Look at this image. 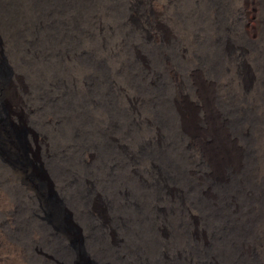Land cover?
<instances>
[{"label": "rangeland", "instance_id": "rangeland-1", "mask_svg": "<svg viewBox=\"0 0 264 264\" xmlns=\"http://www.w3.org/2000/svg\"><path fill=\"white\" fill-rule=\"evenodd\" d=\"M155 1L161 7V10H158L159 8L154 1L150 3L149 7H155L151 12L158 15L157 17L154 14L159 24L157 27L160 28L163 26V29L168 28V32L167 30L165 31L168 33V44H170L166 45L164 48L165 51L161 49V52H164H162L163 54H167L166 57L164 55L166 64L163 63L162 65L155 63V59L149 56V47L147 44L141 43L143 40L138 33H131L132 35L129 33V25H127L126 19L133 18L136 22H142L145 16L143 6L139 4L141 2L131 5V0H0V29L2 28L0 30V84L17 73L20 79H22L20 118L13 116L3 117L2 111L3 109L5 110V106L0 103V201H3L0 202V235L2 237L5 236L9 248L15 244L19 248L23 247L21 250L27 264H90L89 261L81 258L77 249V241L75 240L70 241L67 245L66 251H69V254H67V252L65 253V248L62 250V247H60V242L48 243L37 238L38 233H44L49 236L53 235L54 237L62 231H70L73 233L69 222L66 221L67 218L64 216L63 199L59 196L61 194L65 199H70L71 197L72 185L67 183V178H74L76 182L83 181L84 178L91 181L90 191L94 198L88 204H94L98 208H103L116 235L122 232L120 230V223H117L115 219V214L118 211L119 213L129 215L131 220L133 213H141L144 222L135 220L137 223L135 221H129L125 224L129 227V232L133 233L137 231L139 235L141 234L140 237L143 240H147L150 243L153 242L152 255L147 258V264H183L184 260L182 258L184 257V253L181 256L183 244L181 235L180 237L178 235L179 233L182 234L180 231L181 227H184L186 237L191 232L195 233L192 230L195 227L197 230L199 229L198 233L195 234L199 235V238L205 241H209L211 235L214 236L211 228L213 224L210 223L209 225L207 222L202 223L200 219L195 223L190 219L180 221L178 218L179 215H177L174 217V221L171 220L175 227H171L172 223H170V217L168 216L170 214L168 213L170 206L164 203V197L160 187L153 180L155 177L154 172L149 167V162L157 159L153 147L154 141L151 138L154 130L152 116L151 118L149 116L151 110L156 112L154 113L155 115L159 114L156 110L158 106L152 105L151 102L147 104L149 93L150 95L152 93V97H154V90H150V92L149 87L151 84L156 83L155 85L160 90L157 91L158 93H162L164 96L172 95L176 101L179 100L180 93L187 94L186 97L189 99L194 98L196 95L193 88L198 87V85L190 79L188 70L192 66L194 55L197 54L201 59L206 61L212 59L211 61L214 62V66L217 64L215 67L220 66L216 68L217 73L221 67L227 68L229 72V64L222 57L223 54L218 55L217 51L214 50L212 42L213 35L220 34L224 38L220 44L223 45L220 46L221 51L236 52L238 49L244 50L246 48V58L243 59L244 61L236 63L237 70L239 71L240 69L241 71L239 73H242V76L244 75L243 78L251 80L252 86L257 88L258 66L264 59V0H250L251 3L249 2V4H247V0ZM121 3L122 5H120ZM62 4L65 5V9H61ZM251 6L253 8H250ZM151 8L148 9L151 10ZM214 9H216L219 20L217 21L216 29L211 22V15ZM246 11H251V15L249 14L248 17L250 18L251 24L259 31V35L258 33L251 34L245 29L244 20L246 15L244 13ZM260 26L261 28H259ZM147 30L152 33L153 24ZM171 33L172 35H170ZM177 47L181 48L179 49ZM181 49L183 50L181 51ZM141 61L143 62L141 63ZM170 70L175 72L176 77L170 75ZM153 71L156 78L151 77ZM202 72V77L208 79L204 71ZM228 72L224 73V75L228 76ZM249 73L253 74L250 76ZM179 74L181 75L179 76ZM169 77L170 79H168ZM217 82L219 83L221 80L217 79ZM166 83L168 86H166ZM140 85L141 87H139ZM215 88V95L217 94V97H221L224 92L221 83L220 88L218 86ZM144 90L146 91L143 92ZM136 95L139 98L135 99V101L132 100L131 97ZM176 97L178 98L176 99ZM137 100L141 102L138 101L140 106ZM123 103L127 106H123ZM144 125L145 127H143ZM30 131H33L38 138V148L35 156L32 155V146L29 138ZM89 151L94 152V158L91 160H87L86 158ZM141 163L143 164L140 165ZM127 166L128 168H126ZM206 166H202L201 169L199 168V175L203 174L204 171V173H211ZM15 170L25 173L23 176H14ZM201 176L199 182L203 186L206 182H204L205 179H201L203 177ZM57 180L61 182H57ZM141 181L144 182L145 186ZM23 192L24 194H20ZM13 194L16 195L13 196ZM124 197L126 198L124 199ZM199 197V200L205 206H208V203H210L209 199ZM260 198L256 200L263 203L264 197L262 196ZM26 200L28 201L26 202ZM11 201L13 202L11 203ZM92 201L93 203H91ZM85 205L87 204L85 203ZM11 206L13 207V216L10 218L6 214V209ZM75 207L79 211L78 207ZM147 207H150V210ZM114 208L117 209V212L116 209L114 211ZM34 211L36 212L32 213ZM15 213H19V216H16ZM79 213L81 214L80 211ZM2 214L6 218H3L1 216ZM25 215L27 216L25 217ZM199 216V213L194 214L196 218H199ZM82 217L83 221L75 220L76 223L79 222V225H84L83 229L85 227L87 230L89 229L90 233L88 234L101 243L102 239L99 236H95L96 233L94 231L98 227H95V221L92 216L86 214V216ZM261 221L259 225L261 224L262 227L264 222L263 216ZM180 223L182 224L181 227ZM8 224L11 225L8 226ZM38 226H41L43 231ZM8 227L9 229H7ZM5 228L7 230H4ZM202 231L204 232L203 234H201ZM20 233L22 234V238L19 237L21 236ZM30 236H33L31 238L33 243L30 241ZM23 237H26L24 238L26 241ZM38 240L40 245L37 243ZM137 240L136 237L132 238V240L128 241L131 244H126L131 248L132 244H135ZM21 241L22 245H20ZM192 241V238L189 237L188 242H191L189 245L193 244ZM2 243L0 242V245ZM28 245L31 246L29 247ZM41 245L42 248L40 247ZM107 245L111 249L112 246L110 243L108 244V241ZM123 245H121L120 250L122 251L120 252L127 259L130 251L127 245ZM24 246L26 247L24 248ZM194 246L196 245L190 246V250H187V246L184 249L188 253H191ZM33 247H35V250H33ZM24 249L26 250L24 251ZM36 250L42 254H38ZM50 250L52 251L49 252ZM45 251L48 254H45L47 253ZM103 251L105 256H108L111 261L119 264V261H122L119 260V257L115 256V253L112 255V252L106 251V248ZM190 253L186 257L190 256L187 259L193 261L195 256L194 252ZM62 254H65V256ZM71 255H73V259H71ZM12 257L11 254L3 255L0 251V264H14ZM55 257L56 259H54Z\"/></svg>", "mask_w": 264, "mask_h": 264}, {"label": "bare ground", "instance_id": "bare-ground-1", "mask_svg": "<svg viewBox=\"0 0 264 264\" xmlns=\"http://www.w3.org/2000/svg\"><path fill=\"white\" fill-rule=\"evenodd\" d=\"M153 1L155 2L156 6H158V8H159L158 10H161V7L156 3L155 0H131V5H135V4H138L139 2H141L139 4L143 6V11H145V16L143 17L142 22L141 21L136 22L135 20H133V18L132 19L127 18L126 22H127V25H129V27H128L129 33L130 34L131 33L132 34L138 33L140 35L141 39L143 40L141 43L147 44L149 47V50H150L149 56H151L155 59L154 60L155 63L162 65L163 63L166 64L165 57L167 54L166 55L163 54L164 52L162 51L163 52L162 53L161 49L164 50V48L168 44L169 36H168V33H166V31H165L168 28L163 29L162 28L163 26L160 28L157 27V26H159V24L157 23L158 20H156L158 15L156 13L151 12L152 9L155 8L154 4H153L154 8L149 7L150 3ZM246 2H247V4H249L250 0H247ZM120 5H122V3ZM126 5H124V6H126ZM148 8H151V10ZM246 8H248V7H246ZM250 8H253V7L251 6ZM61 9H65L64 4L61 5ZM206 11H205V13H206ZM157 12H159V11H157ZM159 13H161V12H159ZM162 13H163V11H162ZM154 14L157 15V17ZM216 14H217L216 9H214V11H212V15H211V22H212L215 29L217 27V23H218L217 21H219L218 20V14L217 15ZM244 14L246 15L245 16L246 18L244 20L245 29L251 34L258 33V35H259V31L256 30L257 28H255L251 24L250 18L248 17L249 14L251 15V11L250 12L246 11V13H244ZM252 17H251V19H252ZM161 19H163V18H161ZM161 22H160V24H161ZM152 24H153V31H152L153 34L150 33L149 30H147V28L151 27ZM166 25H167V23H166ZM225 25H226V23H225ZM208 26H210V25H208ZM240 26L242 27V25H240ZM183 27H185V26H183ZM259 28H261V26ZM132 30H133V32H132ZM194 30H195V28H194ZM167 32H168V30H167ZM241 33H243V32H241ZM235 34H237V33L235 32ZM235 34H234V36H235ZM170 35H172V33ZM200 36H198V37H200ZM202 37H205V36H202ZM255 37H257V36H255ZM223 39L224 38H222L220 36V34L219 35L215 34V35H213L212 42L214 45V50L217 51L218 55L223 54L222 57L229 64V66H230L229 72H228L227 68L221 67L217 73L216 68H218L220 66L215 67L217 64L214 66V62L211 61L212 59L209 61H206L204 59H201L198 56V54L196 53L197 55H194V61L192 62V66H190V68L188 70V72H189L188 76L191 77L190 79H192L193 82L198 85V87L196 86V88L195 87L193 88L195 90V95H196V96L193 95L194 98L189 99L186 97L187 94L185 95V94L180 93L179 100L176 101L174 99V97H172V95L171 96H169V95L164 96V94L158 93L157 91H160V90H159L158 86L155 85L156 83L155 84L150 83L151 85L149 87V91L154 90V93H153L154 97H152V93H151V95L149 93L150 96L148 95V97H147L148 98L147 104H149L151 102L152 105L158 106V107H156V110L158 111L159 114L155 115L154 113H156V112L151 110V113L149 116L150 118L152 116L151 119H152L154 130L151 134V138L154 141L153 147H154L155 155L157 158L155 160L151 159L153 161L149 162V167L154 172L155 177L153 180H155L157 185L160 187V190H161L162 195L164 197V203L167 204V206L168 205L170 206L169 210H168V213H170L168 215L170 217V220H169L170 223H172L171 220L174 221V217L179 215L178 218L180 221H182V220L187 221L188 219H190L193 223H195L198 219H200L202 221V223L207 222L209 225H210V223L213 224V227H211V228H212V232H214V236L211 235V238L209 241H205L204 239L199 238V235L195 234V233H198L199 229L197 230L196 227L192 228V230L195 233L191 232V234L189 236H187L188 239L190 237L193 240L192 241L193 244L189 245V244H191V242H188V239L185 235L184 227H181L182 224L180 223V227H181L180 231L182 234H180V233L179 234L176 233V234H178L179 237L181 235V240H182V244H183V247L181 249L182 250L181 256H183V253H184V257L182 258L184 260V261L182 260L183 264H264V222H263L262 227H261V224L259 225V223L262 222L261 221L262 216H263V221H264V201H263V203H261V202L256 200L262 196L264 197V59H263L262 63L258 66V73H257L258 74V82H257L258 86L256 88V87L252 86L251 80L243 78L244 75L242 76L241 75L242 73L241 74L239 73V71H241L240 69H239V71L237 70L236 63H238L240 61H244L243 59L246 58L245 57V53H246L245 49L246 48L244 50L238 49L236 52L231 51V50H230L231 52H223L220 49V46H223V45H220L221 42L223 41ZM257 39H258V37H257ZM244 41H246V40H244ZM177 42H178V40H177ZM168 45H170V44H168ZM179 45H182V44H179ZM181 47H183V46H181ZM177 48H179V47H177ZM188 48H185V49H188ZM209 48H210V46H209ZM62 49H63V47H62ZM133 49H134V46H133ZM259 49H260V47H259ZM147 50H148V48H147ZM182 50L183 49H181V51ZM200 50H202V49H200ZM250 53H252V52H250ZM0 55H1V50H0ZM16 55H18V54H16ZM164 55H165V57H164ZM190 59H191V57H190ZM185 60H187V59H185ZM221 60H222V58H221ZM214 61H215V59H214ZM217 61H219V60H217ZM142 62L143 61H141V63ZM167 62H169V61H167ZM183 62H184V60H183ZM168 66H169V64H168ZM225 66H226V64H225ZM242 66H243V62H242ZM248 70H249V68H248ZM177 71H179V70H177ZM202 71H204V73L208 77V79H205L204 77H202V75H203V74L201 75V73H203ZM226 72H228V76L224 75V73H226ZM26 73H27V71H26ZM252 74H250V76ZM154 75H155V73L153 71L151 74V77H155ZM170 75L172 77H174V76L176 77L175 72L171 71ZM180 75L181 74H179V76ZM93 76H94V74H93ZM122 76H124V75H122ZM165 77L167 78V76H165ZM250 78H252V77H250ZM168 79H170V77ZM217 79H220L221 82L218 83ZM162 80H164V79H162ZM21 81H22V79H20L19 74L17 73L15 75L13 74V76L11 78H9L8 80H6L2 84H0V103L4 104V106H5V110L3 109V111H2L3 117L13 116V117L20 118V115H21L20 110H21V106H22V103H21L22 101L20 100V92L22 91ZM138 81H139V79H138ZM163 82H166V81H163ZM220 83L224 89V92H223L221 97L220 96L217 97L216 96L217 94L215 95V89H216L215 87L218 86V88H220ZM189 84H190V82H189ZM166 86H168V84ZM121 87H122V85H121ZM139 87H141V85ZM145 89H147V88H145ZM171 89H174V88H171ZM122 91H123V89H122ZM145 91L146 90H144L143 92H145ZM131 98H132V100L135 101V99H137L139 97L136 95V96L131 97ZM177 98L178 97H176V99ZM138 101L139 100H137V102ZM139 102H138V105L140 106ZM112 106H114V105L112 104ZM112 106H110V107H112ZM123 106H125L124 103H123ZM109 108H106V109H109ZM141 111H142V109H141ZM124 113H126V112H124ZM127 113H128V111H127ZM149 117H148V119H149ZM123 122H125V121H123ZM145 123H147V122L145 121ZM125 124H127V123H125ZM125 124H124V126H125ZM122 125H120V126H122ZM140 126H142V125H140ZM127 127H129V126H127ZM143 127H145V125ZM29 138H30V142H31V146H32V155L35 156V154L37 153V148H38V138L33 131H30ZM102 144H104V143H102ZM99 146H100V144H99ZM121 146H122V144H121ZM135 147H137V146H135ZM148 148H150V147H148ZM137 149H139V148H137ZM117 150L119 151V149H117ZM121 151H123V150H121ZM76 154H78V153H76ZM93 154H94V152L92 153L89 151L86 155L87 160L93 159L94 158ZM121 159H123V158H121ZM137 159L138 158H136V160ZM133 160H134V157H133ZM137 161H139V160H137ZM72 164H75V163H72ZM72 164H70V165H72ZM142 164L143 163H141L140 165H142ZM110 165H112V164H110ZM205 165H207L206 168H209V171L212 174L211 173H204L205 172L204 171L203 174H201L203 176L202 177L201 175H199L198 171L201 169L202 166H205ZM126 168H128V166ZM52 170H51V172H52ZM131 170H132V168H131ZM24 173L25 172H23V171L15 170L14 176H18V177L23 176ZM200 176L202 177L201 179L202 180L205 179L204 182H206L203 186L199 182ZM51 177H52V175H51ZM100 177H101V175H100ZM58 181L59 180H57V182ZM59 182H61V181H59ZM90 182L91 181L87 180L86 178H84L83 181H78V182H76V180L74 178H67V183L69 185H72V187H71L72 192H70L72 194H71L70 199H67V198L65 199L61 194L58 193L59 196H61V198L63 199L64 216L67 218L66 221L69 222V224L71 226V231H73V233L70 231H62L61 233H58L59 235H57L55 237L53 235L49 236V235L44 234V233H38L37 238L41 241L44 240L45 242H48V243L49 242L54 243L55 241L60 242V247H62V250H63V248H65L64 250H65V253L67 252V254H69V251H66L67 245L69 244L70 241L75 240V241H77V249H78V252H79L81 258L89 261L90 264H119L117 262L111 261L108 256H105V253L103 251L104 248H106V251L112 252V255H113V253H115V256L119 257V260H122V261H119L120 264H147V258H149V256L152 255V251H153V247H154L152 244L153 242L150 243L147 240H143L140 237L141 234L139 235L137 231H134L133 233L129 232V227L125 224L129 221L133 222L135 220L138 222H144L143 216L141 215V213H138V212L133 213L132 220H131L129 215H127L125 213H121V212L119 213V211L117 212V209L114 208V211L116 209V212H117L115 214V219L117 220V223L118 222L120 223L119 224L121 226L120 230H122V232H123V233L121 232V234H119V235H116V232L114 231V229L110 223V220H109L107 214L104 212L103 208H98L94 204H88V203H90L91 199L94 198L93 195L91 194L92 192L90 191L91 190L90 189V186H91ZM145 182H146V180H145ZM109 183H108V185H109ZM131 183H133V182H131ZM137 183H138V180H137ZM142 183L144 185V182H142ZM146 183H148V182H146ZM94 185H95V182H94ZM139 185H140V183H139ZM61 186L64 187L63 185H61ZM19 187L21 188V186H19ZM51 187H52V183H51ZM131 187H132V184H131ZM141 188H143V187H141ZM69 191H71V190H69ZM10 192H8V193H10ZM11 193H13V192H11ZM129 193H131V192H129ZM4 194H1V195H4ZM20 194H24V192L20 193ZM133 194H135V193H133ZM14 195H16V194H13V196ZM25 195H27V194H25ZM88 195H90V196H88ZM150 195H151V193H150ZM199 196H201V198L204 197L205 199H209L210 203H208V206L207 205L205 206V204H203L199 200V198H200ZM21 197H23V196H21ZM125 198L126 197H124V199ZM5 200H6V198H5ZM18 200H20V199H18ZM21 201H23V200H21ZM27 201L28 200H26V202ZM93 201L91 203H93ZM0 202H3V201H0ZM12 202L13 201H11V203ZM29 202H31V201H29ZM14 203H16V202L14 201ZM85 203L87 205H85ZM10 205H7V206H10ZM12 206L8 207L6 209V214L10 218H11V216H13L12 215V211H13ZM15 206H17V205H15ZM19 206H20V204H19ZM36 206H38V205H36ZM75 206L78 207L81 214L79 213V211L77 210V208ZM154 206H155V204H154ZM147 208H149V210H150V207H147ZM35 212L36 211H34L32 213H35ZM131 213H132V211H131ZM195 213L200 214L199 218L194 217ZM15 214H16V216H19V213H15ZM86 214H90L92 216V218L94 219V221H95L94 225L96 228L98 227V229L93 228V229H96V231H94L96 233L95 236H97V237L99 236L102 239L101 243H99L95 238H92L88 234V233H90L89 229L87 230L86 227L83 229L84 225L81 226V225H79V222H77L78 224L76 223L75 220L80 221V222H81V220L83 221L82 216H86ZM1 216H3V214ZM26 216L27 215H25V217ZM4 217L6 218V216H3V218ZM23 217H21V218L24 219ZM39 218H41V217L39 216ZM4 220H8V219H4ZM24 220H26V219H24ZM18 222L20 223V221H18ZM35 222H37V221H35ZM85 222H86V220H85ZM154 222H158V221H154ZM26 224H24V225H26ZM82 224H86V223H82ZM9 225H11V224H8V226ZM40 225H41V223H40ZM147 225H149V224H147ZM14 226H16V225H14ZM35 226H36V224H35ZM41 226H38V228L40 227L41 231H43ZM132 227H134V226H132ZM171 227H175V226H173V223L171 224ZM36 228H37V226H36ZM7 229H9V227ZM7 229L5 228L4 230H7ZM135 229H137V228H135ZM170 229H172V228H170ZM24 230H25V228H24ZM175 230H177V229L175 228ZM20 231H21V229H20ZM30 232H32V231H30ZM212 232H211V234H212ZM203 233L204 232L202 231L201 234H203ZM206 233H207V231H206ZM34 236H36V235L34 234ZM19 237L22 238V234ZM135 237L138 240L135 241V244H132V246L130 248V246L127 245L126 243L131 244L128 241L132 240V238H135ZM24 238H26V237H23V239ZM31 238H33V236H30V239ZM106 238H107L108 244L110 243L112 246L111 249L107 245ZM5 239H6L5 236L2 237L0 235V242L4 243V244L2 243V245H0L1 246V249H0L1 253L3 255H8V254L10 255L11 254L13 256L12 258H13L14 264H27L25 261V257L23 256V252L21 250V248H23V247L19 248L18 246H16L17 244H15L11 248H9V246H7V242ZM24 240L26 241V239H24ZM39 240H38V242L36 241L38 244H39ZM30 241L32 242V239ZM11 244H13V243H11ZM125 244L128 246V250L130 251V254H131L130 255L128 253L129 255L127 256L128 257L127 259L124 258L123 257L124 255H122V253L120 252V251H122V250H120L121 245L126 246ZM20 245H22V241H21ZM193 245H196V246H194L191 253L194 252L195 256H194V260L191 261L190 259H187L190 256L186 257V255H189L190 252L188 253L184 248H185V246H187V250H190V246H193ZM167 246H169V245H167ZM25 247L26 246H24V248ZM40 247L42 248V245ZM33 248H34L33 250H35V247H33ZM43 248H45V247H43ZM168 248H170V247H168ZM25 250L26 249H24V251ZM51 251L52 250H50L49 252H51ZM132 251H133V253H131ZM159 251H160V249H159ZM33 252H35V251H33ZM33 252H31V253H33ZM45 252H47V251H45ZM29 253H30V251H29ZM37 253L39 254L41 252L37 251ZM45 254H48V252ZM62 255H61V257H62ZM175 255H177V254L175 253ZM43 256H45V255H43ZM63 256H65V254ZM2 257H4V256H2ZM70 257H71V259H73V255H71ZM191 257H193V256H191ZM58 258H60V257H58ZM54 259H56V257ZM123 260H125V261H123ZM59 261L61 262V260H59ZM178 262H180V261H178ZM28 264H30V263H28ZM176 264H178V263H176Z\"/></svg>", "mask_w": 264, "mask_h": 264}]
</instances>
